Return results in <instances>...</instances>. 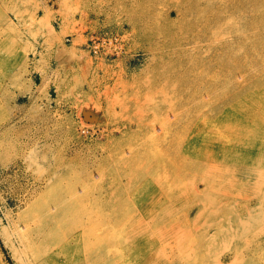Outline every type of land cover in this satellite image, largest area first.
I'll use <instances>...</instances> for the list:
<instances>
[{
	"label": "rangeland",
	"instance_id": "obj_1",
	"mask_svg": "<svg viewBox=\"0 0 264 264\" xmlns=\"http://www.w3.org/2000/svg\"><path fill=\"white\" fill-rule=\"evenodd\" d=\"M196 1L181 3L199 7ZM143 2L0 0V264H24V197L52 175L41 190L106 204V263L134 255L141 264L126 230L136 220L154 262L264 264V163H248L249 175L237 171L240 163H193L215 125L249 118L248 133L264 134V83L204 119L209 105L250 84L251 74L228 77L193 63L220 39L246 33L249 17L234 0H202L198 14L165 28ZM253 15L247 37L262 62L264 0ZM102 36L117 45L93 43ZM246 44L238 43L237 59ZM200 73L202 83L188 86ZM89 238L102 237L93 231Z\"/></svg>",
	"mask_w": 264,
	"mask_h": 264
},
{
	"label": "bare ground",
	"instance_id": "obj_2",
	"mask_svg": "<svg viewBox=\"0 0 264 264\" xmlns=\"http://www.w3.org/2000/svg\"><path fill=\"white\" fill-rule=\"evenodd\" d=\"M199 1L202 0L195 2L199 7L193 5L186 7L181 3V0H146L143 3L149 5L153 14L159 13L162 16L163 27L172 28L178 20L185 21L189 16L198 14L202 10ZM258 2L259 0H234L235 10L240 9L246 18L249 17L248 21L243 22V25L246 26V33L241 30L234 32V35L229 34L225 39H220L216 45H212L209 56L202 57V60L198 59L197 55L194 56L195 62L193 63L204 62L205 68H219L221 72L225 70L224 74L228 77L245 69V71L250 72V79L252 80L244 88L238 87L234 92L228 93L227 96L220 97L221 101H218V104L209 105L208 111L206 110L202 117L204 119L206 117L214 118L225 105L236 100V95L263 86L264 61H257L258 50L251 49V41L247 37L252 35L249 33L251 29L249 19L254 16V7L258 5ZM226 26L227 23L224 25V30ZM218 27H220L219 21ZM243 41L247 42V50L237 59L234 54H236L239 46L238 43ZM259 57L263 58L261 54ZM248 61L251 68L245 65ZM254 67L261 69L258 76L251 73ZM195 79L188 86L192 87V83H202L204 74L200 73ZM214 80H221V76L214 78ZM213 86L212 82L206 84L208 88ZM212 95L214 92L210 94V96ZM251 116L255 117L254 111L247 114V117ZM202 122L204 121L202 120ZM216 122L219 121L216 119ZM250 122L251 120L247 118L245 123H232L227 128L223 124L215 125L212 130L206 133L207 135H204L206 137L204 147L199 151V155L193 158V163H203L205 159L214 163L235 162L240 163L237 167L239 173L252 174L248 163H264V134L258 137L250 135L248 133L249 127L254 124ZM224 128L227 130H222ZM56 178L57 175H52L46 180L35 181L32 189L25 194L24 201L27 208L20 218L22 227L20 243L25 260L24 264H133L132 257L134 255H129L127 258L122 257L121 261L118 262L115 260L117 257H114L106 263V208L104 207L106 204L102 198L86 199L78 204L71 202L72 199L65 190L59 192L54 187H46L45 190H41L42 185H48ZM95 201L98 203L95 204ZM218 209L227 210L222 205ZM246 210L248 211V208ZM146 213L142 212L141 215L144 216ZM130 228L134 229V233ZM126 230L137 243L133 249L134 254L141 253V257L144 258L139 263L172 264L173 257L170 259L169 256H165V260L161 261L156 257V262H154L152 249L146 248V245L152 248L153 244L150 245L144 240L143 234L146 232V228L139 221H131ZM93 231H98L102 237L100 241H97V244L92 238H89ZM165 248L166 246H164ZM162 253L164 254V252ZM135 259L137 260V258Z\"/></svg>",
	"mask_w": 264,
	"mask_h": 264
},
{
	"label": "built area",
	"instance_id": "obj_3",
	"mask_svg": "<svg viewBox=\"0 0 264 264\" xmlns=\"http://www.w3.org/2000/svg\"><path fill=\"white\" fill-rule=\"evenodd\" d=\"M96 41H99L100 43H102L103 45H112L113 43L115 44V45H117V40L115 39V38H107L106 36H102V37H98V38H96L95 39V41H93V43H95ZM99 42H97V43H99Z\"/></svg>",
	"mask_w": 264,
	"mask_h": 264
}]
</instances>
